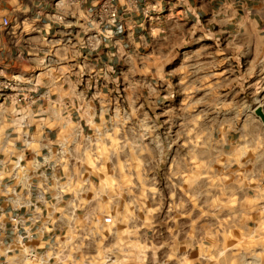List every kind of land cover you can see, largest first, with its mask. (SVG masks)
I'll return each instance as SVG.
<instances>
[{"label":"crops","instance_id":"crops-1","mask_svg":"<svg viewBox=\"0 0 264 264\" xmlns=\"http://www.w3.org/2000/svg\"><path fill=\"white\" fill-rule=\"evenodd\" d=\"M101 1L82 0L72 11L64 5L60 23L54 0H0V78L15 81L0 93L5 171L21 157L27 184L41 183L37 169L45 166L35 160L51 149L62 181L48 183L42 213L67 224L92 154L111 147L143 154L146 137L145 154L155 153L161 121L171 128L176 107L183 128L197 112V127L230 145L214 154H244L237 207L246 210V231L251 222L253 230L264 225V0H138L139 7L116 0L122 17L113 36L90 52L83 36Z\"/></svg>","mask_w":264,"mask_h":264},{"label":"rangeland","instance_id":"rangeland-1","mask_svg":"<svg viewBox=\"0 0 264 264\" xmlns=\"http://www.w3.org/2000/svg\"><path fill=\"white\" fill-rule=\"evenodd\" d=\"M190 113L189 129L176 107L171 128L159 117L155 153L145 154L146 137L143 154H92L72 218L60 223L59 264H264V225L246 231L237 207L244 154H214L230 145L214 143L212 128L197 127Z\"/></svg>","mask_w":264,"mask_h":264},{"label":"built area","instance_id":"built-area-1","mask_svg":"<svg viewBox=\"0 0 264 264\" xmlns=\"http://www.w3.org/2000/svg\"><path fill=\"white\" fill-rule=\"evenodd\" d=\"M82 0H54L55 22L63 23L66 16L58 10L64 5L72 11L75 3ZM134 7H139L138 0H131ZM62 7V8H61ZM116 0H102L88 15V30L83 36L82 46L90 52L98 50L106 38L113 36V28L121 20ZM15 81L0 78V93L11 90ZM31 98V96H30ZM22 95L18 101L26 102ZM27 139V146L31 138ZM53 151L41 160H35L41 183L27 184L26 164L21 157L14 160L13 167L5 171L0 164V264H59L55 247L60 236L61 225L43 215V208L50 203L47 193L48 183H59L62 176L57 172V164L50 161ZM7 173V174H6ZM9 173V175H8ZM34 187V190L32 189ZM29 196L25 202L24 198ZM57 201V199H54ZM37 239L46 240L39 246Z\"/></svg>","mask_w":264,"mask_h":264},{"label":"water","instance_id":"water-1","mask_svg":"<svg viewBox=\"0 0 264 264\" xmlns=\"http://www.w3.org/2000/svg\"><path fill=\"white\" fill-rule=\"evenodd\" d=\"M256 113L259 115V116H263V113H262V110L260 108H258L256 110Z\"/></svg>","mask_w":264,"mask_h":264}]
</instances>
